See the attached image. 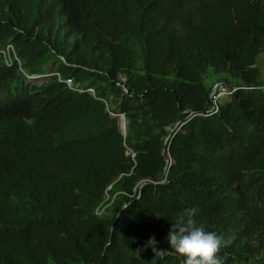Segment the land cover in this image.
<instances>
[{"label": "trees", "instance_id": "trees-1", "mask_svg": "<svg viewBox=\"0 0 264 264\" xmlns=\"http://www.w3.org/2000/svg\"><path fill=\"white\" fill-rule=\"evenodd\" d=\"M261 57L264 0H0V264H182L186 207L264 264Z\"/></svg>", "mask_w": 264, "mask_h": 264}, {"label": "clouds", "instance_id": "clouds-1", "mask_svg": "<svg viewBox=\"0 0 264 264\" xmlns=\"http://www.w3.org/2000/svg\"><path fill=\"white\" fill-rule=\"evenodd\" d=\"M32 76L34 75H28V77ZM220 84L225 86L221 81L213 86L211 98L214 108L209 109L208 114H216L220 104L233 92L225 86L228 94L220 97L219 102H215L214 98L219 92ZM197 214L196 207H186L175 213L174 218L170 220L169 230L164 239L169 248L182 258V264H223L220 253L225 245L224 239L215 231L207 230L202 223H199L196 219ZM144 246L150 248L153 254H159L161 251L156 247L155 238L151 236Z\"/></svg>", "mask_w": 264, "mask_h": 264}, {"label": "water", "instance_id": "water-1", "mask_svg": "<svg viewBox=\"0 0 264 264\" xmlns=\"http://www.w3.org/2000/svg\"><path fill=\"white\" fill-rule=\"evenodd\" d=\"M213 91H214V89H212V91H211V94H210V96L212 97V94H213ZM123 118H124V123H122L123 122ZM178 124L177 125H175V130H177V129H179L180 128V126H178ZM119 128L121 129V131H123L124 133H126L127 132V118H126V116L124 115V114H122L121 115V117H120V124H119ZM174 129V127L172 128V130ZM168 138V137H167ZM166 138V139H167ZM167 144V142H166V140H165V145ZM164 152H165V148H164ZM141 189V188H140Z\"/></svg>", "mask_w": 264, "mask_h": 264}, {"label": "built area", "instance_id": "built-area-1", "mask_svg": "<svg viewBox=\"0 0 264 264\" xmlns=\"http://www.w3.org/2000/svg\"><path fill=\"white\" fill-rule=\"evenodd\" d=\"M228 94V91L226 90V87L223 86L222 84H220V87H219V92L218 94L215 96V99H219L220 97L222 96H225Z\"/></svg>", "mask_w": 264, "mask_h": 264}, {"label": "bare ground", "instance_id": "bare-ground-1", "mask_svg": "<svg viewBox=\"0 0 264 264\" xmlns=\"http://www.w3.org/2000/svg\"><path fill=\"white\" fill-rule=\"evenodd\" d=\"M8 48L12 49L13 47H12V45H9ZM33 48H34V47H33ZM7 63H8V61H7ZM34 77H35V78H34ZM30 78H31V79H36V78H42V76L34 75V76L30 77ZM216 101H217V100H216ZM121 115H122V114H120V117H121ZM119 120H120V118H119ZM123 120H124V118H123ZM167 140H168V139H167ZM167 140H166V142H168ZM168 161H170V159H168Z\"/></svg>", "mask_w": 264, "mask_h": 264}, {"label": "rangeland", "instance_id": "rangeland-1", "mask_svg": "<svg viewBox=\"0 0 264 264\" xmlns=\"http://www.w3.org/2000/svg\"><path fill=\"white\" fill-rule=\"evenodd\" d=\"M261 59H262V64H263V66H264V58H262L261 57ZM45 79V77H43V79L41 78V79H38L37 81H42V80H44ZM228 99H225L222 103H224L225 101H227ZM222 101V100H221ZM220 101V102H221ZM215 102H216V100H215Z\"/></svg>", "mask_w": 264, "mask_h": 264}]
</instances>
